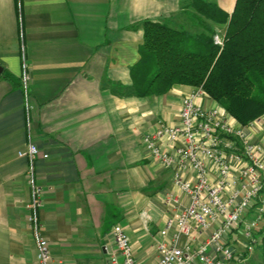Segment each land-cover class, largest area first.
Segmentation results:
<instances>
[{"label": "crops", "instance_id": "crops-1", "mask_svg": "<svg viewBox=\"0 0 264 264\" xmlns=\"http://www.w3.org/2000/svg\"><path fill=\"white\" fill-rule=\"evenodd\" d=\"M207 1L228 12L235 2ZM190 2L0 0V264H37L25 206L29 160L18 155L26 149L28 122L34 143L48 154L33 165L42 188L40 231L53 263L109 264L115 223L127 233L137 264L157 261L160 230L189 198L172 182L175 167L153 158L142 137L160 122L177 123L182 98L196 86L174 84L141 97L117 90L132 84L143 22L179 25ZM197 102L220 107L207 93ZM245 130L264 146V118ZM230 236L238 254L230 264H261L258 251L244 250L240 227Z\"/></svg>", "mask_w": 264, "mask_h": 264}, {"label": "built area", "instance_id": "built-area-1", "mask_svg": "<svg viewBox=\"0 0 264 264\" xmlns=\"http://www.w3.org/2000/svg\"><path fill=\"white\" fill-rule=\"evenodd\" d=\"M28 78L24 71V90ZM203 95L206 92L197 86L182 98L177 123L160 122L154 132L142 137L143 147L153 158L175 167L172 182L189 198L187 205L160 230L162 239L156 241L158 258L154 264H230L238 256L230 243L234 229L240 227L248 253L259 243L258 233H264V146L251 141L245 130L260 123L264 113L247 125L236 126L222 107L198 103ZM27 130L26 149L18 151V155L29 160L30 198L25 205L28 226L36 239L37 264H54L40 231L42 188L35 181L33 165L36 157L48 154L41 152L31 138L29 122ZM234 140L240 143L239 151L235 150ZM191 169L194 179L185 177ZM212 170L215 174L211 180ZM251 209L252 217L247 219ZM111 235L115 247L108 252L109 264H137L129 237L119 223L112 225ZM201 235L203 241L196 243ZM242 260L238 257V261Z\"/></svg>", "mask_w": 264, "mask_h": 264}, {"label": "trees", "instance_id": "trees-1", "mask_svg": "<svg viewBox=\"0 0 264 264\" xmlns=\"http://www.w3.org/2000/svg\"><path fill=\"white\" fill-rule=\"evenodd\" d=\"M179 25L146 20L130 88L117 94H163L174 84L201 86L242 126L264 113V0H191ZM222 26L221 43L214 39ZM264 264V233H258Z\"/></svg>", "mask_w": 264, "mask_h": 264}, {"label": "rangeland", "instance_id": "rangeland-1", "mask_svg": "<svg viewBox=\"0 0 264 264\" xmlns=\"http://www.w3.org/2000/svg\"><path fill=\"white\" fill-rule=\"evenodd\" d=\"M223 32V27L222 26H217L216 27V32H215V34H214V39H215V41L217 42V43H221V40H222V38H221V33ZM255 252V251H254ZM255 255H257V254H255Z\"/></svg>", "mask_w": 264, "mask_h": 264}, {"label": "water", "instance_id": "water-1", "mask_svg": "<svg viewBox=\"0 0 264 264\" xmlns=\"http://www.w3.org/2000/svg\"><path fill=\"white\" fill-rule=\"evenodd\" d=\"M2 72H3V67H2V65L0 64V75L2 74Z\"/></svg>", "mask_w": 264, "mask_h": 264}]
</instances>
